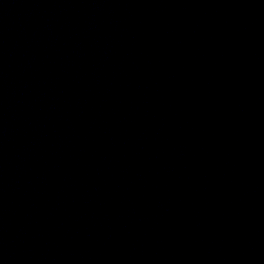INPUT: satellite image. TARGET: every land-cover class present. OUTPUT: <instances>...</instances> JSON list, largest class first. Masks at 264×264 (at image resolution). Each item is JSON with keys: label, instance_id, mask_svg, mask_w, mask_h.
I'll use <instances>...</instances> for the list:
<instances>
[{"label": "water", "instance_id": "95a60500", "mask_svg": "<svg viewBox=\"0 0 264 264\" xmlns=\"http://www.w3.org/2000/svg\"><path fill=\"white\" fill-rule=\"evenodd\" d=\"M0 264H264V0H0Z\"/></svg>", "mask_w": 264, "mask_h": 264}]
</instances>
